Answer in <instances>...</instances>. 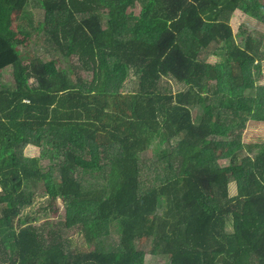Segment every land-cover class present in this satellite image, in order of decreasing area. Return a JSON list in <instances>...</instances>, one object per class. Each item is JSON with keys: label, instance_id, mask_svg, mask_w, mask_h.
<instances>
[{"label": "trees", "instance_id": "16d2710c", "mask_svg": "<svg viewBox=\"0 0 264 264\" xmlns=\"http://www.w3.org/2000/svg\"><path fill=\"white\" fill-rule=\"evenodd\" d=\"M34 7L42 35L24 64L3 28L29 33ZM234 11L264 24L263 0H0V72L14 78L0 84V264H144L141 242L167 264H264V143L241 140L264 122V92L245 93L256 44L226 46ZM216 51L226 60L207 63ZM158 138L167 152L143 159ZM49 142L62 160L43 166ZM38 191L77 208L89 249L20 217Z\"/></svg>", "mask_w": 264, "mask_h": 264}, {"label": "rangeland", "instance_id": "374dc122", "mask_svg": "<svg viewBox=\"0 0 264 264\" xmlns=\"http://www.w3.org/2000/svg\"><path fill=\"white\" fill-rule=\"evenodd\" d=\"M29 11L31 13V17L33 21V25L26 27L29 33L18 32L19 21L17 22L15 18H12V25L3 28V29L9 28L11 29L12 33L15 34V36L12 37L17 44L15 48L24 64L28 63L29 59H27V55L31 56L34 53L33 46L38 41L37 37L42 35V32L36 30L35 28L37 24L43 21V16H44L43 14L44 12L39 11V9L35 7L31 8V10ZM135 12L137 13V10H135ZM41 25H43V23H41ZM229 25L231 26L233 33L232 41H228L226 43V46L229 48V50L236 45H240V43L244 38H248L251 44H256L254 45V48H256L255 46H257L258 48L261 74L259 78H257L256 73L253 74V79L255 80L254 89L247 90L245 91V93L247 95H254L255 90L257 88L263 89L264 92V24L248 17L245 14H242L241 12L234 11L230 17ZM31 32L33 33L31 34ZM74 59H76V57L72 58V60ZM205 59L207 63L214 65L217 63H223L226 60V57L223 56V52L216 51L215 53H209ZM255 63H257V61ZM129 76L132 79H134V76L131 75V73ZM86 77L89 76L86 75ZM13 82H14L13 73H11V70L9 68L4 69L2 72H0V84H2L6 89L12 90ZM213 83L214 82L211 81L210 85H212ZM167 89H169V91L173 94L179 91L180 89H182V86L169 82V86ZM201 95L211 96L210 93H206V92L201 93ZM197 114L198 111H196V115ZM241 140L243 143L247 145H256V144L264 143V122L249 121L246 124L245 129L243 130ZM49 144L50 142L48 143V145H45V143L43 144L44 147L42 149L43 151H45L46 154L45 158L42 159L43 166H46L49 164V162H51L46 159L55 157L58 160H62V158H59L58 154L53 150V148H50ZM167 149L168 147L167 145L164 144V140H162V138L153 139L151 144L149 145V148L146 150L145 155H143L142 158L156 162L157 155L166 153ZM90 150H91V159L94 161V163H96L97 162L96 145L91 143ZM253 153H255V151ZM20 154L24 157H36V158L41 157L39 149L29 144H25L22 145V147H20ZM216 155L219 157L220 152L217 151ZM89 157L90 156H88V158ZM218 162L223 166H226L228 164V160L223 158H218ZM234 192H235V185L234 183H230L228 185L229 196L230 197L233 196ZM46 206L48 207L47 209ZM18 207L21 208V213H20L21 218H23L24 215L30 213L31 214L30 217L36 218V222H35L36 225H41V223L48 221L52 223L51 226L53 227V229L57 230L60 233L62 240L65 243H67V245H69L70 250L85 251L89 249L83 234L79 232L78 229H76L77 228L76 225L80 221V217L77 213V208H71V209L66 208L65 202H63L59 198L56 200V202L52 203L51 206L48 203L46 196L42 195L41 191H38L36 193L33 200V204L30 207H25V206L22 207L19 204ZM109 244H110V238L106 237L105 239L98 240L91 247L92 249L93 247H96V249L98 250L107 251L111 247V245ZM148 245H149L148 243H143V242L139 243V248L145 252L144 264H167L168 261H166L165 258L150 255L149 253L150 247Z\"/></svg>", "mask_w": 264, "mask_h": 264}]
</instances>
